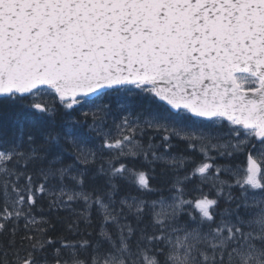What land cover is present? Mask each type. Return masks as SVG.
Here are the masks:
<instances>
[{
	"label": "snow or ice",
	"instance_id": "obj_1",
	"mask_svg": "<svg viewBox=\"0 0 264 264\" xmlns=\"http://www.w3.org/2000/svg\"><path fill=\"white\" fill-rule=\"evenodd\" d=\"M0 264H264V0H0Z\"/></svg>",
	"mask_w": 264,
	"mask_h": 264
},
{
	"label": "trees",
	"instance_id": "obj_2",
	"mask_svg": "<svg viewBox=\"0 0 264 264\" xmlns=\"http://www.w3.org/2000/svg\"><path fill=\"white\" fill-rule=\"evenodd\" d=\"M78 115L79 114H77V116ZM173 143L178 145V147L176 149L177 152H182L186 148V146L183 143H181V142H178V141H175L174 140ZM205 191H208L207 188H205ZM194 195H196V194L195 193H189V196H194ZM41 206L44 208L45 213H47V202H46V200H43V201H38V205H37V215H39L38 209Z\"/></svg>",
	"mask_w": 264,
	"mask_h": 264
}]
</instances>
